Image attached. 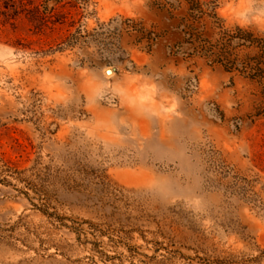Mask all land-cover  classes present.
Segmentation results:
<instances>
[{
    "label": "rangeland",
    "instance_id": "1",
    "mask_svg": "<svg viewBox=\"0 0 264 264\" xmlns=\"http://www.w3.org/2000/svg\"><path fill=\"white\" fill-rule=\"evenodd\" d=\"M200 2L0 0V264H264V76L182 31L264 0Z\"/></svg>",
    "mask_w": 264,
    "mask_h": 264
},
{
    "label": "trees",
    "instance_id": "2",
    "mask_svg": "<svg viewBox=\"0 0 264 264\" xmlns=\"http://www.w3.org/2000/svg\"><path fill=\"white\" fill-rule=\"evenodd\" d=\"M47 1V0H45ZM188 7V15L193 21H198L204 16L215 17V12L208 13L206 9H203V3L200 0H185ZM176 2V1H175ZM179 4V1L177 2ZM47 7H45L46 9ZM184 21V18H182ZM190 20V19H189ZM202 26V25H201ZM186 29L185 33L188 35L184 42L191 45L193 52H199L201 55H204L206 58H211V62H217L223 64L226 69H238V66L242 67L241 72L246 73V76L249 78H257L264 76V68L261 65H264V40L263 38H254L252 34L238 28V33L236 35H229L224 32L225 35L221 38L219 43L211 44L210 40L207 37L203 36L202 31L198 30V27H193L191 24H185L184 28ZM75 36V35H72ZM72 38V37H71ZM74 41L78 40V37H73ZM237 39L236 46L251 45L252 43H257L260 47V54L258 57H253L255 64H250L245 61H238L237 54L233 52V49L236 47L232 45L233 40ZM197 44H194L195 42ZM74 43V42H72ZM244 63V64H242Z\"/></svg>",
    "mask_w": 264,
    "mask_h": 264
},
{
    "label": "bare ground",
    "instance_id": "3",
    "mask_svg": "<svg viewBox=\"0 0 264 264\" xmlns=\"http://www.w3.org/2000/svg\"><path fill=\"white\" fill-rule=\"evenodd\" d=\"M106 71H107V73H106V74H108V75H111V74H112V71H111V69H106Z\"/></svg>",
    "mask_w": 264,
    "mask_h": 264
}]
</instances>
